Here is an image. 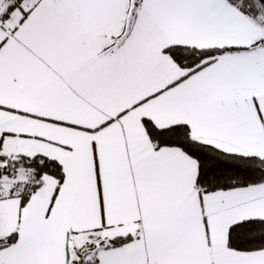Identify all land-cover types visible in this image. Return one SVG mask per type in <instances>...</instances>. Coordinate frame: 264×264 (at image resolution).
I'll list each match as a JSON object with an SVG mask.
<instances>
[{
	"label": "snow or ice",
	"instance_id": "snow-or-ice-1",
	"mask_svg": "<svg viewBox=\"0 0 264 264\" xmlns=\"http://www.w3.org/2000/svg\"><path fill=\"white\" fill-rule=\"evenodd\" d=\"M0 264H264V0H0Z\"/></svg>",
	"mask_w": 264,
	"mask_h": 264
}]
</instances>
